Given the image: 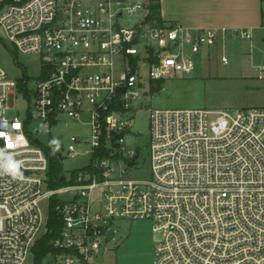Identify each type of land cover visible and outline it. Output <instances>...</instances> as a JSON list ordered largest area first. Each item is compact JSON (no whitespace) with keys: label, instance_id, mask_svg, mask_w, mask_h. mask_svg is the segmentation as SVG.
<instances>
[{"label":"built area","instance_id":"1","mask_svg":"<svg viewBox=\"0 0 264 264\" xmlns=\"http://www.w3.org/2000/svg\"><path fill=\"white\" fill-rule=\"evenodd\" d=\"M149 4L0 0V40L43 65L33 85L0 66V264H26L48 230L53 200L62 226L47 264H105L122 219L152 221L160 238L151 264H264V105L152 108L151 178L126 176L140 154L124 135L131 134L143 73L151 83L191 74L195 55L252 38L244 28L157 25ZM261 29L264 43V20ZM222 62H229L225 55ZM258 71L264 78V64ZM18 96L28 102L23 119L8 114ZM35 119L41 125L31 130ZM65 119L88 124L91 158L52 186L37 135ZM84 142L72 135L68 156Z\"/></svg>","mask_w":264,"mask_h":264},{"label":"rangeland","instance_id":"2","mask_svg":"<svg viewBox=\"0 0 264 264\" xmlns=\"http://www.w3.org/2000/svg\"><path fill=\"white\" fill-rule=\"evenodd\" d=\"M134 20H132L133 22ZM130 22V24L132 23ZM246 39L239 37L227 41L224 45L205 50L193 57L194 69L191 74L165 79L163 88L151 92V82L147 73L144 83L137 87L138 94L133 104V126L131 134H125L128 149L139 151L136 166L129 168V178L150 179L152 175L149 156L150 111L152 108H207L235 109L264 105V78L259 77L258 66L264 64V54L259 58L253 53ZM225 55L229 62L223 63ZM0 66L15 79L27 77L29 84L42 73L41 58L15 51L9 42L0 40ZM28 102L18 96L15 106L8 110L12 117L23 119L27 115ZM41 121L35 119L30 129L40 126ZM72 135H78L85 141L78 145L79 153L75 157L68 156V144ZM38 139L53 149L60 151L65 157L62 162L63 172L69 177L90 163L91 154L86 150L90 143V130L85 121L65 119L52 127H42ZM46 216L49 212L48 199L41 202ZM117 228L114 240H109L105 253V264H151L154 260V247L160 234L153 230L150 220L122 219L115 223ZM31 251L26 264H34ZM43 260L42 264H47Z\"/></svg>","mask_w":264,"mask_h":264},{"label":"crops","instance_id":"3","mask_svg":"<svg viewBox=\"0 0 264 264\" xmlns=\"http://www.w3.org/2000/svg\"><path fill=\"white\" fill-rule=\"evenodd\" d=\"M161 14L166 24L187 28L229 27L244 28L252 33L246 39L250 53L259 58L264 54L262 41L264 0H160ZM235 38H230L231 41Z\"/></svg>","mask_w":264,"mask_h":264},{"label":"trees","instance_id":"4","mask_svg":"<svg viewBox=\"0 0 264 264\" xmlns=\"http://www.w3.org/2000/svg\"><path fill=\"white\" fill-rule=\"evenodd\" d=\"M149 8V19L157 25H163L165 22L161 14L160 0H150ZM164 82L165 80L162 79L152 82L150 91L154 93L161 90ZM46 150L49 157V176L51 184L52 186H61L66 183V181L62 179L64 174L62 162L55 153L52 142L46 146ZM55 206L56 202L53 200L47 224L48 230L39 238L35 246L32 248L35 260L34 264H42L45 256L55 250L51 241L59 235L62 226L59 212L55 210Z\"/></svg>","mask_w":264,"mask_h":264},{"label":"water","instance_id":"5","mask_svg":"<svg viewBox=\"0 0 264 264\" xmlns=\"http://www.w3.org/2000/svg\"><path fill=\"white\" fill-rule=\"evenodd\" d=\"M37 131H38V130H37ZM132 163H133V161H131V162L129 163V165H131ZM62 179H64V176H62ZM114 234H115L114 229L109 230L108 235H109L110 238L114 237ZM102 252H103V248L101 249V253H100V257H99V261H102V260H103V254H102Z\"/></svg>","mask_w":264,"mask_h":264}]
</instances>
